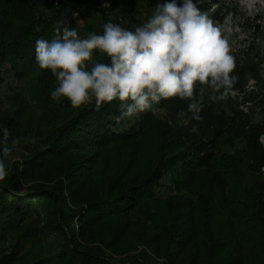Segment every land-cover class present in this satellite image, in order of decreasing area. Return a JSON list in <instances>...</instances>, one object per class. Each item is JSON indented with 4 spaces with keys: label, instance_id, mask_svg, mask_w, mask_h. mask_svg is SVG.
Instances as JSON below:
<instances>
[{
    "label": "trees",
    "instance_id": "obj_1",
    "mask_svg": "<svg viewBox=\"0 0 264 264\" xmlns=\"http://www.w3.org/2000/svg\"><path fill=\"white\" fill-rule=\"evenodd\" d=\"M188 1L189 13H202L188 23L199 44L221 18L203 14L206 2ZM63 9L42 14L29 0H0V84L5 64L15 74L26 63L47 64L41 75L50 76V90L41 101L50 103L72 34ZM96 47L107 58L103 80L48 121L42 145L20 144L28 101L0 113L1 164L6 148L26 151L0 168V264H264L263 130L204 103L199 87L214 80L198 59L156 83H131L115 74L100 39ZM227 81H215L218 91ZM81 84L74 78L75 93ZM154 106L174 114L162 120Z\"/></svg>",
    "mask_w": 264,
    "mask_h": 264
},
{
    "label": "rangeland",
    "instance_id": "obj_2",
    "mask_svg": "<svg viewBox=\"0 0 264 264\" xmlns=\"http://www.w3.org/2000/svg\"><path fill=\"white\" fill-rule=\"evenodd\" d=\"M176 1L29 0L30 8L42 14H47L51 7L64 8L62 17L68 18L72 34L66 38L64 52L57 58L58 66L65 71L54 81L57 86L50 94V103L41 101L50 90V76L41 75L47 64L26 63L20 67V74L11 71L8 64L3 67L7 71L0 84V113L13 111L24 100L28 101L29 108L22 121L29 120L22 125V131L17 127L20 132L27 129L28 138L24 137L20 144H27L28 140L29 149L42 145L49 120L67 115L76 103L94 94V88L104 78L103 65L107 62L96 47L100 39L114 55L115 74L123 75L131 83H156L168 70L192 57L198 59L214 80L200 85V98L207 104L224 105L229 115L251 128L263 130L258 140L264 146V0H199L209 5L203 14L218 12L221 18L212 21L205 30L206 39L199 44L188 33V23L199 20L202 13L199 10L189 13L188 0ZM88 47L95 53L90 54ZM238 67L244 68L243 72H233ZM231 72L237 75L230 77ZM221 77H227L228 81L225 89L218 91L221 88L215 81ZM74 78L82 80L76 93ZM68 82L72 85L65 84ZM54 107L58 109L57 117L50 112ZM168 109L152 107L154 116L162 120L174 114L173 108ZM173 118L179 125L187 122L179 113ZM224 149L229 151L227 145ZM22 152H26L24 145L3 150L5 159L0 168L8 167L5 163L9 160H18ZM140 249L138 245L136 250ZM156 260L162 263L161 258Z\"/></svg>",
    "mask_w": 264,
    "mask_h": 264
}]
</instances>
